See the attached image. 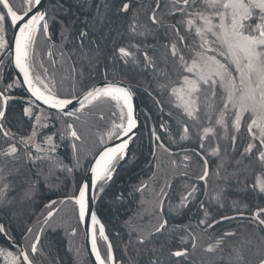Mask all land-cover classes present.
<instances>
[{"label": "snow or ice", "instance_id": "1", "mask_svg": "<svg viewBox=\"0 0 264 264\" xmlns=\"http://www.w3.org/2000/svg\"><path fill=\"white\" fill-rule=\"evenodd\" d=\"M94 8L0 0V61L22 77L0 75V261L61 264L45 239L83 224L94 264H117L92 202L137 158L144 95L154 167L131 185L130 264H264V0Z\"/></svg>", "mask_w": 264, "mask_h": 264}, {"label": "trees", "instance_id": "2", "mask_svg": "<svg viewBox=\"0 0 264 264\" xmlns=\"http://www.w3.org/2000/svg\"><path fill=\"white\" fill-rule=\"evenodd\" d=\"M96 2H102V0H96ZM64 11L61 14L64 20L71 21L73 19H84L87 14L94 13V0H63ZM12 32L9 31L8 38L11 40ZM10 58L7 57L1 68L0 75H3L5 82L9 81V78H15L16 76L9 64ZM3 84H0L2 87ZM20 90L17 89L16 94H19ZM139 100L144 109L143 122L140 130L141 140L137 141V145H141L136 152V160L127 164H123L117 171L114 180L107 186L105 192L100 195V198L96 200L95 207L96 212L105 226L106 233L113 245V251L117 259V264H130L129 255L125 253V246L129 243V229L126 226V221L129 217L133 216L138 210L139 194L131 193V185L139 183V181H147L148 177L152 174L150 168H153V157L149 153V129L155 122L154 119H145L148 115V110L152 108L151 100L146 96H139ZM18 109V106H14ZM155 110L153 109V115ZM134 147H136L134 145ZM45 195H49L45 193ZM147 195V193L145 194ZM201 199L204 197L201 196ZM198 204L193 203L188 212L185 215L183 221H177L178 223L187 222V218L197 212ZM65 213L68 216L71 215L70 209H65ZM64 215V214H62ZM75 224V219L70 221ZM134 223L147 224V219L140 221L138 219L133 221ZM16 227V225H12ZM79 227L78 233L81 232ZM73 238L70 235V229L65 231L64 229L58 230L56 233L47 236L45 244L53 243L54 248L58 251L61 264H74L76 256V249L70 248V240ZM76 244V247L81 251V255L84 257L83 245ZM134 243V238H133ZM103 250V244L101 245Z\"/></svg>", "mask_w": 264, "mask_h": 264}, {"label": "water", "instance_id": "3", "mask_svg": "<svg viewBox=\"0 0 264 264\" xmlns=\"http://www.w3.org/2000/svg\"><path fill=\"white\" fill-rule=\"evenodd\" d=\"M11 38H12V37H11ZM10 41H11V40H10ZM7 57H9V58L11 59V57H10L7 53H5V55H4L3 59H2V61H0V68H1V66H2V64H3V62H4V60H5ZM11 67H12V70H13L15 76H16V71H15L14 67H13V66H11ZM16 79H22V77H18V76H16ZM137 104H138V112H137V115L140 117V123H141V127H142V122H143V112H144V109H143V107H142V105H141V102H140V100H139V97H138V99H137ZM140 130H141V128H140ZM140 130H139V133H140ZM122 165H123V164H122ZM122 165H121V166H122ZM121 166H120V167H121ZM120 167H119V168H120ZM119 168H118V169H119ZM92 208H93L94 211H96L95 201L92 202ZM97 215H98V214H97ZM98 218H99V216H98ZM99 219H100V218H99ZM100 221H101V220H100ZM82 225H83V224H82ZM83 227H84V230H86V225H83ZM106 234H107V233H106ZM109 240H110V239H109ZM86 245H87V251H88L89 258H90L92 264H94V257L91 256V253H90V245L87 243V240H86Z\"/></svg>", "mask_w": 264, "mask_h": 264}, {"label": "flooded vegetation", "instance_id": "4", "mask_svg": "<svg viewBox=\"0 0 264 264\" xmlns=\"http://www.w3.org/2000/svg\"><path fill=\"white\" fill-rule=\"evenodd\" d=\"M79 227L82 230L75 237L71 238V240H70V248L78 250V248L76 247V244L78 245L79 241H77V240H80V244L83 245L82 253H84L85 264H92V262H91V260L89 258V255H88V251L87 250L85 251V249H87V245H86V237H85L84 227H83V225H80Z\"/></svg>", "mask_w": 264, "mask_h": 264}, {"label": "rangeland", "instance_id": "5", "mask_svg": "<svg viewBox=\"0 0 264 264\" xmlns=\"http://www.w3.org/2000/svg\"><path fill=\"white\" fill-rule=\"evenodd\" d=\"M0 264H2V261H0Z\"/></svg>", "mask_w": 264, "mask_h": 264}]
</instances>
